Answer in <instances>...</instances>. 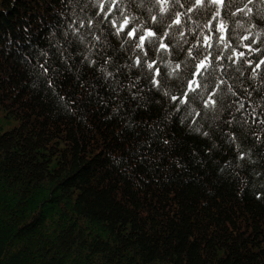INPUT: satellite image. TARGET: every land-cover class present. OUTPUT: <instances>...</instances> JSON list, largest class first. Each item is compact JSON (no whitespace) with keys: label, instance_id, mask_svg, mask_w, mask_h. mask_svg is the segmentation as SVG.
Instances as JSON below:
<instances>
[{"label":"clouds","instance_id":"1","mask_svg":"<svg viewBox=\"0 0 264 264\" xmlns=\"http://www.w3.org/2000/svg\"><path fill=\"white\" fill-rule=\"evenodd\" d=\"M34 3L20 35L0 33L27 87L60 114L115 122L133 172L264 200V0Z\"/></svg>","mask_w":264,"mask_h":264},{"label":"trees","instance_id":"2","mask_svg":"<svg viewBox=\"0 0 264 264\" xmlns=\"http://www.w3.org/2000/svg\"><path fill=\"white\" fill-rule=\"evenodd\" d=\"M34 7L0 0V33ZM25 80L0 57V264H264V200L133 172L115 122L60 114Z\"/></svg>","mask_w":264,"mask_h":264}]
</instances>
